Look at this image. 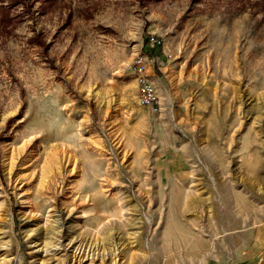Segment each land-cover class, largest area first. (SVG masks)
<instances>
[{
  "label": "rangeland",
  "instance_id": "1",
  "mask_svg": "<svg viewBox=\"0 0 264 264\" xmlns=\"http://www.w3.org/2000/svg\"><path fill=\"white\" fill-rule=\"evenodd\" d=\"M0 264H264V0H0Z\"/></svg>",
  "mask_w": 264,
  "mask_h": 264
},
{
  "label": "built area",
  "instance_id": "2",
  "mask_svg": "<svg viewBox=\"0 0 264 264\" xmlns=\"http://www.w3.org/2000/svg\"><path fill=\"white\" fill-rule=\"evenodd\" d=\"M139 63H142V59L139 58ZM143 64V63H142ZM140 76H139V98L142 104L153 106L155 104V88L152 82L147 78L145 73L143 72V68H139ZM154 109V108H153Z\"/></svg>",
  "mask_w": 264,
  "mask_h": 264
},
{
  "label": "bare ground",
  "instance_id": "3",
  "mask_svg": "<svg viewBox=\"0 0 264 264\" xmlns=\"http://www.w3.org/2000/svg\"><path fill=\"white\" fill-rule=\"evenodd\" d=\"M35 246V245H34Z\"/></svg>",
  "mask_w": 264,
  "mask_h": 264
}]
</instances>
